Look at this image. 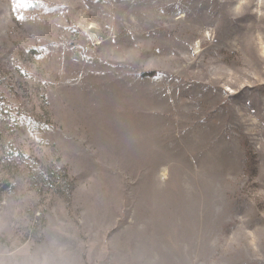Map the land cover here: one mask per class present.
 <instances>
[{"label": "rangeland", "instance_id": "1", "mask_svg": "<svg viewBox=\"0 0 264 264\" xmlns=\"http://www.w3.org/2000/svg\"><path fill=\"white\" fill-rule=\"evenodd\" d=\"M0 264H264V0H0Z\"/></svg>", "mask_w": 264, "mask_h": 264}]
</instances>
